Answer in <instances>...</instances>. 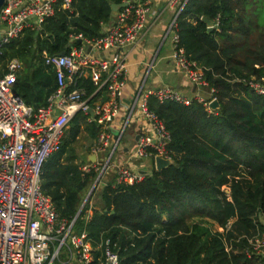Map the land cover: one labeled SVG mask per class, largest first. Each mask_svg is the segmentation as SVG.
<instances>
[{
  "label": "trees",
  "instance_id": "1",
  "mask_svg": "<svg viewBox=\"0 0 264 264\" xmlns=\"http://www.w3.org/2000/svg\"><path fill=\"white\" fill-rule=\"evenodd\" d=\"M125 1L72 0L68 11L57 0L51 17L3 48L0 69L12 58L21 64L13 88L26 106H44L55 90L54 72L43 58L77 46L69 37H98L113 14L110 5ZM201 18L217 20V29L208 32ZM175 35L177 48L201 70L218 107L207 113L195 102L183 106L147 98L148 110L169 135L168 166L149 170L131 185H102L91 215L84 217L88 198L74 219L96 176L82 174L64 158L79 123L95 138V128L76 114L59 150L42 165L41 191L59 219L73 221L72 234H86L92 249L88 264H105V249L116 254L118 264H264L259 244L264 94L247 84L264 78V0H187L175 20ZM80 86L87 95L93 91L86 80ZM192 218L216 229L206 230L189 222Z\"/></svg>",
  "mask_w": 264,
  "mask_h": 264
},
{
  "label": "built area",
  "instance_id": "2",
  "mask_svg": "<svg viewBox=\"0 0 264 264\" xmlns=\"http://www.w3.org/2000/svg\"><path fill=\"white\" fill-rule=\"evenodd\" d=\"M56 1L4 0L0 7V25H3L0 54L25 29L39 27L51 17ZM59 1L61 9L71 10L72 0ZM186 1L167 0L166 8L178 13ZM125 3L114 12L110 23L101 24L98 37L91 40L69 37L71 42L79 41L78 45L63 55L43 58V65L53 70L56 84L44 106L32 110L14 91L15 77L21 70L17 59H10L0 69V264H53L62 247L67 250V261L73 259L75 264L91 261L92 249L86 234H72L73 221L66 224L59 219L50 198L41 191L40 175L44 162L59 150L65 129L81 113L84 123L95 128L91 152L103 154L104 161L101 169L92 163L79 167V171L94 173L96 185H104L101 178L122 134L117 132L114 138L112 123L120 110L125 86L126 51L135 46L144 31L150 0ZM169 28L174 33L170 59L196 91L191 97H185L164 87L149 90L141 98L138 115L142 124L130 158H149L153 164L156 158L168 160L169 135L157 116L148 110L149 96L159 104L173 102L188 106L195 102L207 113L214 111L210 108L213 91L207 89L201 70L177 48L175 24L171 23ZM211 28L217 29V20L211 23ZM83 80L93 87L89 95L80 86ZM247 84L256 94H264L263 78L259 82L251 78ZM114 172V183L118 185H131L143 178V174L125 166L117 167ZM259 244L264 246V235ZM104 262L118 264L116 254L105 249Z\"/></svg>",
  "mask_w": 264,
  "mask_h": 264
},
{
  "label": "crops",
  "instance_id": "3",
  "mask_svg": "<svg viewBox=\"0 0 264 264\" xmlns=\"http://www.w3.org/2000/svg\"><path fill=\"white\" fill-rule=\"evenodd\" d=\"M166 1L150 0L149 13L144 31L135 46L126 51L125 86L122 91L120 110L112 123V131L116 133L121 131L122 137L124 129L129 123H132L135 126V132L132 133L131 144L134 146L136 145L139 133H137V130L139 131V127L142 124L138 115V106L141 98L147 91L166 87L176 90L185 97H191L196 91L184 74L174 67L170 59L171 38L174 33L169 27L171 23L175 24V20L180 12L177 13L174 9L166 8ZM113 14L110 19L113 17ZM131 111L133 112L131 113ZM80 127L81 123H79V129ZM128 151V145L121 147V153H127ZM98 154L100 153H92L91 149H89L86 164H97ZM100 155L103 157V154ZM112 156L109 163L112 160ZM124 164L133 172L140 174H144L150 170V167L145 168L143 163L133 158L129 160L128 157L127 159L121 158L119 164H113V170L115 171L117 167L124 166ZM151 169H154L152 161ZM96 205L94 202L92 204L88 202L87 209L84 211L85 218L91 215V209L96 208ZM65 262L68 263L70 261Z\"/></svg>",
  "mask_w": 264,
  "mask_h": 264
},
{
  "label": "rangeland",
  "instance_id": "4",
  "mask_svg": "<svg viewBox=\"0 0 264 264\" xmlns=\"http://www.w3.org/2000/svg\"><path fill=\"white\" fill-rule=\"evenodd\" d=\"M3 25H0V28H2ZM10 60V59H9ZM9 60H7L4 64H6ZM4 66V65H3ZM264 79V78H263ZM204 92L206 93L207 91L204 90ZM204 97H206V95H202ZM78 115H81V113H78ZM69 126L65 129L64 135L67 136V131H69ZM135 132V126L132 123H129L128 126L124 129L123 135L120 139L119 145L116 148L115 153L112 156V160L109 163V166L106 170V175L104 174L101 178V183L103 184H110L114 181L115 179V172L113 170L114 165L113 164H119L121 158L122 159H128L130 160V156L132 154V152L135 149V146L131 144L132 141V133ZM138 133V130H137ZM94 136V135H93ZM92 135H90V132L86 131V129H84V124L81 123V127L79 129V132L76 136L75 141L72 142V144H70L65 156L67 157V159L76 164L77 166L81 167L83 165H85L87 163V156L89 155V149H91L93 142H94V138ZM131 144V145H130ZM124 145H128L129 146V151L127 153H121V147ZM131 146V147H130ZM97 164L101 169L102 163H103V157L102 155L98 154L97 155ZM137 160V159H136ZM140 163H143V165L145 166V168L150 167L151 170V159L149 158H144L141 160H137ZM125 167H127V165L124 164ZM96 178V176H95ZM95 178L92 182V184L95 181ZM92 184L88 187V189L85 191L82 201L83 202L86 194L88 193V191L90 190V187L92 186ZM98 193H99V186L96 185L95 189L91 192L90 196H89V203L92 204L94 203H98L97 198H98ZM85 204V203H84ZM81 205V204H80ZM88 206V204H87ZM189 222H192L206 230H210L213 231L215 230V226L212 225L209 221L207 220H203V219H197V218H192L189 219ZM219 231V230H218ZM67 259V250L65 249V247H62L60 254L58 255V259H56L53 264H60L61 261H63V263L61 264H75V261L72 259L70 262L66 263L65 261Z\"/></svg>",
  "mask_w": 264,
  "mask_h": 264
},
{
  "label": "water",
  "instance_id": "5",
  "mask_svg": "<svg viewBox=\"0 0 264 264\" xmlns=\"http://www.w3.org/2000/svg\"><path fill=\"white\" fill-rule=\"evenodd\" d=\"M3 1H4V0H0V7H1V5L3 4ZM125 5H126L125 2H123V3H121V4H117V5H116V4H111V5H110V8H111L112 12H116L118 9L124 7ZM201 21L204 22V24L206 25V29H207V31L210 32V31L212 30V28H211V22L208 21V20H206V19H204V18H201ZM78 43H79V41H78ZM59 55H63V53H60ZM217 107H218V104H217L216 100H213V101L210 103V108H211L212 110H215ZM112 134L114 135V138H115V136H116L117 133L112 131ZM168 164H169V161H168V160H163V159H160V158H156V159L154 160V170L159 171V170H161L162 168L168 166ZM96 182H97V179L94 181V183H93L92 186L90 187V190H89L88 193L86 194V196H85L83 202H82L81 205L79 206L78 211H77V213H76L74 219L77 217V215H78L79 211L81 210L82 206L84 205V203L88 200V198H89L91 192L95 189ZM101 186H102V184H99V187H101Z\"/></svg>",
  "mask_w": 264,
  "mask_h": 264
}]
</instances>
